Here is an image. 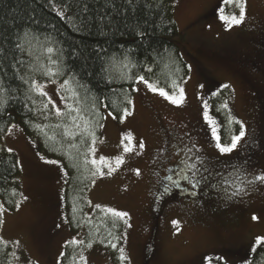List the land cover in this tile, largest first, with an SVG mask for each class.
Masks as SVG:
<instances>
[{
    "label": "rangeland",
    "instance_id": "rangeland-1",
    "mask_svg": "<svg viewBox=\"0 0 264 264\" xmlns=\"http://www.w3.org/2000/svg\"><path fill=\"white\" fill-rule=\"evenodd\" d=\"M166 1L178 26L173 40L190 73L175 91L146 78L157 87L154 92L137 79L130 109L123 115L103 107L93 159L104 174L99 171L89 192L88 214L97 207L127 213L125 253L131 264H209L208 257L211 264H249L252 249L259 247L256 238L264 237V181L256 179L264 175V0ZM240 5L241 24L229 26L220 19L221 9L226 16H239ZM37 83L55 112L59 108L63 113L67 102L62 84ZM161 88L181 102L161 95ZM215 104L228 109L233 119L228 116V122L238 124L237 133L221 131L231 124L222 125ZM213 128L222 144L240 131L245 135L225 154L217 147ZM0 147L17 155L22 185L14 209L0 202V240L10 247L13 264H60L66 245L84 240V230L70 226L64 163L45 152L19 119L9 125ZM197 155L205 161L204 174L229 182L223 183L225 190L218 185L212 193L221 201L188 195L176 176L166 177L178 161L199 165ZM117 158L122 162L117 164ZM192 184L190 191L195 192ZM159 187L169 198L157 217ZM85 255L87 264H112L105 249L91 248Z\"/></svg>",
    "mask_w": 264,
    "mask_h": 264
},
{
    "label": "trees",
    "instance_id": "trees-1",
    "mask_svg": "<svg viewBox=\"0 0 264 264\" xmlns=\"http://www.w3.org/2000/svg\"><path fill=\"white\" fill-rule=\"evenodd\" d=\"M177 34L166 0H0V140L19 119L42 149L66 167L70 226L84 230V240L69 242L60 264H87L85 251L91 248L107 250L112 264H131L125 253L127 220L106 208L88 214L89 192L99 174L89 149L101 138L103 107L117 116L125 114L138 76L171 91L188 77L189 66L173 40ZM48 47L54 52L47 53ZM41 68H51L54 74L42 75L37 71ZM58 68L63 74L56 72ZM33 80L69 81L63 88L67 103L61 115ZM216 105L222 125L231 124L221 131L237 133L238 124L228 122V109ZM20 171L17 155L0 147V202L8 209H14L22 196ZM187 174L176 168L174 176L188 195L198 194L196 187L190 191ZM168 198L161 187L156 209ZM0 264H13L11 249L1 240ZM249 264H264V247L256 248Z\"/></svg>",
    "mask_w": 264,
    "mask_h": 264
},
{
    "label": "snow or ice",
    "instance_id": "snow-or-ice-1",
    "mask_svg": "<svg viewBox=\"0 0 264 264\" xmlns=\"http://www.w3.org/2000/svg\"><path fill=\"white\" fill-rule=\"evenodd\" d=\"M226 3H233L234 0H225ZM61 15H63V13H61ZM220 19L222 20H225L227 23H229V26L231 25H239L243 22V19H244V10H243V5H240V14L239 16H237L236 14H232L230 16H226L224 15V12H223V9H221V15H220ZM141 35H143V33H140ZM25 35H27V33H25ZM18 48H21V45H17ZM23 50V49H22ZM2 51V50H0ZM47 53L51 54L54 52V49L52 47H48L46 49ZM49 59H51V57H49ZM52 64H56L57 63V60H52L51 61ZM37 71H40L42 75H46V76H52L54 73H53V70L51 68L49 69H37ZM57 73L59 74H63V69L62 68H58L56 70ZM20 79H24V77H20ZM137 79H139V81H141L143 84H145L147 87H149L152 91H158L157 87L154 86L152 83H150L146 78L145 76L143 75H140L137 77ZM69 81H65L64 84H68ZM64 84L61 85V87L63 88L64 87ZM33 86L35 87V89L37 91L40 92L41 95H46V93H44L40 87V85L35 81L33 80ZM183 90L181 89V92ZM159 92L161 95H165V96H168V93L164 90V89H159ZM169 99L172 100L173 103H177L179 104L181 102V100H177L174 96H168ZM48 105L45 104L44 105V108H47ZM226 107V105H225ZM75 111L79 112L80 109H75ZM56 114L57 115H61V111L59 108L56 109ZM207 116V113L205 114ZM73 120L76 119L75 116H72L71 117ZM209 122L212 123L211 119L209 118ZM213 134L215 135V138L217 140V147L219 148L220 152L221 153H231L234 149H236L238 143L240 142V140L244 137L245 135V132L244 131H240L238 135H235V136H231L230 137V142L227 143V144H222V143H219V141L221 140V137L219 135L216 134V129L213 128ZM143 145H141L142 147ZM130 149H128L127 147L125 148V151H129ZM9 151H11V149H9ZM89 151H92L94 152L95 149L94 147L93 148H90ZM189 152L192 151V149H188ZM189 159H191V157H189ZM104 160V158H101V162ZM196 160L199 161V167L201 168H204L205 171H207V168L205 167V161L203 160V158L200 156V155H197L196 156ZM122 162V159L121 158H117V164L121 163ZM93 164H98V162L96 160H93L92 161ZM190 169L194 170L193 171V177L196 175V170H198V166L196 164V162H192L191 164L187 165ZM109 168H111V165H109ZM98 171L99 168H98ZM237 171H239V169L237 168ZM97 173L96 172H93L92 175L95 176ZM100 174L103 175L104 173L102 171H100ZM110 174V173H109ZM201 179H203V177H201ZM257 180H260V181H264V175H260V176H257L256 177ZM191 182V180H190ZM200 183V180L197 179L195 181V184H192L193 187H195L197 184ZM225 184L229 183L228 181H225L224 182ZM244 189L241 187L238 189V191H243ZM26 199V198H25ZM109 212H111L114 216L120 218V219H123L125 216H127V213H123V212H117L113 209H108ZM253 219H256L255 216H253ZM175 223V222H174ZM77 243H82V241H78ZM109 243H111V241H109ZM255 243L261 247H264V237H257L256 238V241ZM91 246V245H89ZM111 246L113 248L116 247V244H111ZM253 251H256L255 248L252 249ZM121 253H123V249H120ZM121 258L123 259V255L121 256ZM209 260V264H211V260L212 258L211 257H208L207 258Z\"/></svg>",
    "mask_w": 264,
    "mask_h": 264
},
{
    "label": "flooded vegetation",
    "instance_id": "flooded-vegetation-1",
    "mask_svg": "<svg viewBox=\"0 0 264 264\" xmlns=\"http://www.w3.org/2000/svg\"><path fill=\"white\" fill-rule=\"evenodd\" d=\"M191 163L192 162L182 160V161H178L177 163L171 164L170 167L167 170L166 177L168 178V177L174 176L175 175V172H176V168H178L181 173L182 172L183 173H188L190 175L193 184H195V181L197 179L200 180V183L197 184L195 187L198 188V190H199V196L201 198H206V199H208L210 201H218V200L221 201V197H219V199H216V198L213 197L212 193L215 192L216 189H218V185L220 187H223L222 190H225V186H223V183L226 180L221 181L222 183H218V181L217 182L213 181L211 177H208L206 174H204L202 172V168L199 167L198 164H197L198 170H196V175L193 177V171L194 170L190 169L187 166V165H189ZM201 177H203V179H201ZM163 180H164V178L161 180V185H162V181ZM200 186L204 187V189H203L202 192L200 190ZM160 188L161 187H159L158 190H157V196H158V193H159ZM179 195H181V194H179Z\"/></svg>",
    "mask_w": 264,
    "mask_h": 264
},
{
    "label": "water",
    "instance_id": "water-1",
    "mask_svg": "<svg viewBox=\"0 0 264 264\" xmlns=\"http://www.w3.org/2000/svg\"><path fill=\"white\" fill-rule=\"evenodd\" d=\"M162 207V202L157 206V209H156V216L159 217V212H160V209Z\"/></svg>",
    "mask_w": 264,
    "mask_h": 264
}]
</instances>
